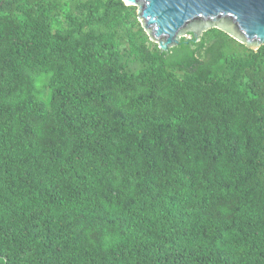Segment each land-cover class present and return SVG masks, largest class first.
Instances as JSON below:
<instances>
[{"label": "trees", "instance_id": "obj_1", "mask_svg": "<svg viewBox=\"0 0 264 264\" xmlns=\"http://www.w3.org/2000/svg\"><path fill=\"white\" fill-rule=\"evenodd\" d=\"M188 36L0 0V264H264V45Z\"/></svg>", "mask_w": 264, "mask_h": 264}, {"label": "water", "instance_id": "obj_2", "mask_svg": "<svg viewBox=\"0 0 264 264\" xmlns=\"http://www.w3.org/2000/svg\"><path fill=\"white\" fill-rule=\"evenodd\" d=\"M136 6L137 19L160 51L182 37L217 28L247 48L264 45V0H122Z\"/></svg>", "mask_w": 264, "mask_h": 264}, {"label": "clouds", "instance_id": "obj_3", "mask_svg": "<svg viewBox=\"0 0 264 264\" xmlns=\"http://www.w3.org/2000/svg\"><path fill=\"white\" fill-rule=\"evenodd\" d=\"M136 7V6H135Z\"/></svg>", "mask_w": 264, "mask_h": 264}]
</instances>
